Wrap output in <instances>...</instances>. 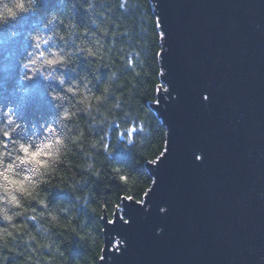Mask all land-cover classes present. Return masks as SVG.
<instances>
[{
  "label": "water",
  "instance_id": "95a60500",
  "mask_svg": "<svg viewBox=\"0 0 264 264\" xmlns=\"http://www.w3.org/2000/svg\"><path fill=\"white\" fill-rule=\"evenodd\" d=\"M153 5L165 147L143 203L103 215L99 264H264V0Z\"/></svg>",
  "mask_w": 264,
  "mask_h": 264
},
{
  "label": "trees",
  "instance_id": "16d2710c",
  "mask_svg": "<svg viewBox=\"0 0 264 264\" xmlns=\"http://www.w3.org/2000/svg\"><path fill=\"white\" fill-rule=\"evenodd\" d=\"M153 6V0H64L63 6L59 0H42L43 11L61 7L62 22L54 27L64 34L60 43L71 53L75 71L64 73L66 81L82 78L97 92L107 87V99L100 107L111 122L97 125L93 121L99 114L79 113L61 129L71 149L68 163L49 178L45 190L50 203L86 195L87 206L78 209L74 221L52 227L63 255L42 249L41 264L49 257H54L51 264H99L104 247L103 215L111 221L125 199L143 203L151 187L146 167L162 155L166 136L152 110L162 88V38ZM39 16L28 15L18 21L21 36L16 44L21 52L26 47L22 34L39 26ZM53 115L51 103L35 94L19 118L29 134L33 130L38 134L40 125L51 122ZM129 127L135 129L131 145L126 143ZM105 144L111 154L105 151ZM89 158L95 161V175L81 167ZM120 175L127 180L120 181ZM22 259L10 253L6 264H20Z\"/></svg>",
  "mask_w": 264,
  "mask_h": 264
},
{
  "label": "clouds",
  "instance_id": "9594fccd",
  "mask_svg": "<svg viewBox=\"0 0 264 264\" xmlns=\"http://www.w3.org/2000/svg\"><path fill=\"white\" fill-rule=\"evenodd\" d=\"M41 3L42 0H0V85L3 86L0 95V264H6L10 253L23 258L20 264H41L42 249L63 255L51 229L74 221L78 209L87 206V196L73 195L67 202L49 201L45 186L60 166L68 163L71 150L68 137L61 129L79 113L99 114L93 121L97 125L111 122L100 107L107 99V87L97 92L82 78L66 81L64 73L75 71L71 53L60 43L64 34L54 27L62 22L61 7L43 11ZM59 3L63 6L64 0ZM37 13L39 26L23 32L26 47L21 52L16 44L21 36L18 21ZM35 94L51 103L54 115L51 122L40 125L38 134L35 130L29 134L19 116ZM202 99H208L206 93ZM134 131L131 127L127 129L128 145L133 143ZM104 149L111 154L107 144ZM201 159L197 154L196 160ZM81 167L96 174V164L91 158L85 159ZM119 179L126 181L127 176L120 175ZM152 180L154 185L155 178ZM69 187L74 189L75 185ZM166 210V207L159 209L161 214ZM161 231L156 230L157 234ZM117 241L124 245L119 237ZM53 258L49 257L44 264H51Z\"/></svg>",
  "mask_w": 264,
  "mask_h": 264
},
{
  "label": "rangeland",
  "instance_id": "374dc122",
  "mask_svg": "<svg viewBox=\"0 0 264 264\" xmlns=\"http://www.w3.org/2000/svg\"><path fill=\"white\" fill-rule=\"evenodd\" d=\"M159 90L163 93L164 92V87L162 86V88L160 87ZM121 240V239H120ZM122 246L119 244V242L117 241V238L114 239L113 243H112V247H111V252L112 253H116L119 251V249Z\"/></svg>",
  "mask_w": 264,
  "mask_h": 264
},
{
  "label": "snow or ice",
  "instance_id": "6c2138e0",
  "mask_svg": "<svg viewBox=\"0 0 264 264\" xmlns=\"http://www.w3.org/2000/svg\"><path fill=\"white\" fill-rule=\"evenodd\" d=\"M161 36L163 37V33L161 32Z\"/></svg>",
  "mask_w": 264,
  "mask_h": 264
}]
</instances>
